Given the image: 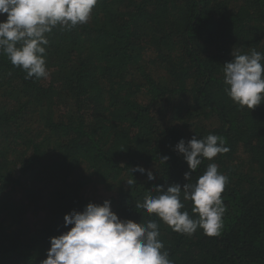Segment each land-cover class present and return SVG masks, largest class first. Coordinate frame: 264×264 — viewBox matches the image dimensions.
<instances>
[{"label": "trees", "instance_id": "obj_1", "mask_svg": "<svg viewBox=\"0 0 264 264\" xmlns=\"http://www.w3.org/2000/svg\"><path fill=\"white\" fill-rule=\"evenodd\" d=\"M46 36L47 79H25L0 51V264H41L71 227L64 215L105 200L122 220L155 221L173 264H264V101L241 108L222 73L233 50L264 54V0H98L86 24ZM209 134L230 150L202 158L191 182L210 163L228 176L224 226L177 233L136 204L158 185L183 187L175 145ZM92 181L107 194L84 195ZM40 203L44 215L27 221Z\"/></svg>", "mask_w": 264, "mask_h": 264}, {"label": "clouds", "instance_id": "obj_2", "mask_svg": "<svg viewBox=\"0 0 264 264\" xmlns=\"http://www.w3.org/2000/svg\"><path fill=\"white\" fill-rule=\"evenodd\" d=\"M98 0H0V51L14 67L26 72L25 79H47L45 54L49 43L46 34L57 25L70 31L78 24H86ZM233 59L223 65V82L231 100L241 108L251 110L264 101V54L254 48L248 53L232 51ZM230 149L221 136L209 134L204 138L194 135L185 142L180 139L174 151L182 154L188 169L187 181L181 187L173 184L163 189L156 187L157 195H145L136 207L155 214L173 231L191 236L197 228L207 236H219L223 228L226 206L222 192L229 182L227 175L210 163L206 171L191 182L192 173L202 158L212 160ZM168 157H163L165 162ZM132 172L145 174L148 181L155 180L151 170L135 166ZM134 179L127 181L129 186ZM183 200L192 202L193 219L182 211ZM62 234L50 237V247L41 264H173L164 244L159 239V226L155 221L136 223L118 218L110 209V201L88 203L82 211L72 210L63 217Z\"/></svg>", "mask_w": 264, "mask_h": 264}, {"label": "rangeland", "instance_id": "obj_3", "mask_svg": "<svg viewBox=\"0 0 264 264\" xmlns=\"http://www.w3.org/2000/svg\"><path fill=\"white\" fill-rule=\"evenodd\" d=\"M39 118H40V115H39ZM30 122H32L31 124H33V125L39 123V121L36 120V113ZM35 187H40L39 199L43 203L44 193L46 191V187L42 186V184H35ZM83 192H84V195H86V196L97 198L99 196H103V195L107 194L108 191L105 189L104 185L97 183L95 181H92L91 183H89L85 186V188L83 189ZM17 196H18V193H17ZM42 203H40V205L37 206L39 208L38 210H36L35 208H32V206H29V208L27 209V212H26V215L28 216L27 221L34 223V222H36V220L39 217L44 215L45 208H44V204H42ZM41 204H42V206H41Z\"/></svg>", "mask_w": 264, "mask_h": 264}]
</instances>
